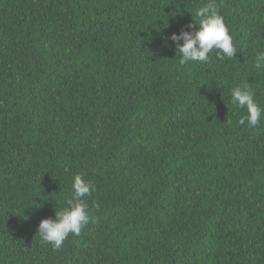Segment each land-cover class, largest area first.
Wrapping results in <instances>:
<instances>
[{"label":"trees","instance_id":"1","mask_svg":"<svg viewBox=\"0 0 264 264\" xmlns=\"http://www.w3.org/2000/svg\"><path fill=\"white\" fill-rule=\"evenodd\" d=\"M232 58L166 37L209 0H0V264H264V0H215ZM95 185L59 249L39 222Z\"/></svg>","mask_w":264,"mask_h":264},{"label":"clouds","instance_id":"2","mask_svg":"<svg viewBox=\"0 0 264 264\" xmlns=\"http://www.w3.org/2000/svg\"><path fill=\"white\" fill-rule=\"evenodd\" d=\"M198 22L189 24L191 29L194 25L198 28L194 31L182 29L178 34L172 33L170 39L176 43L181 54L179 63L181 65L188 62L206 63L209 61V54L215 49L216 54L221 59L235 56L236 48L233 38L223 22V17L219 13L215 0L199 7L195 11ZM257 68L264 66V51L259 52L255 58ZM231 102L241 109H246V114L239 119V124L245 122L250 126L259 123L264 110L257 104L253 90L247 85L236 86L230 90ZM95 191V185L86 181L82 175L73 177L72 195L65 200V206L55 209V218L42 219L37 228L43 242L50 243L54 249H59L69 234L79 235L82 227L90 220L88 205L84 197Z\"/></svg>","mask_w":264,"mask_h":264}]
</instances>
